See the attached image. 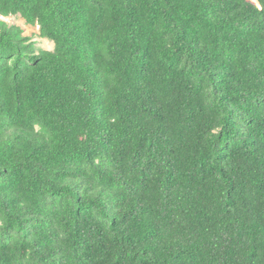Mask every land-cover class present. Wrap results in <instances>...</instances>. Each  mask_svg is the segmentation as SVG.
<instances>
[{
    "label": "trees",
    "instance_id": "trees-1",
    "mask_svg": "<svg viewBox=\"0 0 264 264\" xmlns=\"http://www.w3.org/2000/svg\"><path fill=\"white\" fill-rule=\"evenodd\" d=\"M0 264H264V0H0Z\"/></svg>",
    "mask_w": 264,
    "mask_h": 264
},
{
    "label": "rangeland",
    "instance_id": "rangeland-1",
    "mask_svg": "<svg viewBox=\"0 0 264 264\" xmlns=\"http://www.w3.org/2000/svg\"><path fill=\"white\" fill-rule=\"evenodd\" d=\"M0 19L5 20L10 25L19 26L23 30V34L30 37L34 43V49L36 52L40 50H53L54 42L46 37L40 35V27L37 24H29L25 19L18 15L1 16Z\"/></svg>",
    "mask_w": 264,
    "mask_h": 264
}]
</instances>
